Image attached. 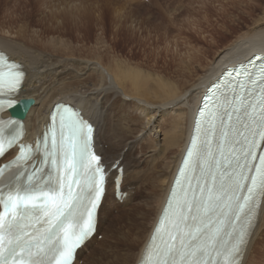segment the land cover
Masks as SVG:
<instances>
[{"label":"bare ground","instance_id":"obj_1","mask_svg":"<svg viewBox=\"0 0 264 264\" xmlns=\"http://www.w3.org/2000/svg\"><path fill=\"white\" fill-rule=\"evenodd\" d=\"M41 1L44 0H34L30 5L13 0V5H9L10 0H5L0 8V14H4L2 18L7 16L8 10L13 12L8 15L12 18L10 23H0V33L14 37L0 36V51L11 61L21 64L26 73L25 84L17 100L33 101L23 120L24 141L32 143L36 136L41 135L54 104L68 103L82 111L96 127L95 144L103 163L110 167L119 161L123 167L122 189L126 198L120 207L119 201L114 199L111 185L108 186L99 208L98 232L78 250L76 264L82 259V251H88L94 245L97 247L90 251L86 264H137L188 142L201 94L226 67H233L254 53L264 55V0H210V4L214 3V7L211 6L216 11L214 13L209 2H203L200 5L203 13L201 9H196L197 14L193 16L189 12L191 23H196L195 28L189 24L178 29L174 27L175 19L184 16V7L179 15L167 22V29L141 17L143 20L135 21L133 28L128 24L135 19L131 20L127 15L120 19L122 13L117 14L115 10V27L102 31V39L96 41L101 46L94 51L82 46L73 49L70 45L88 43L85 37L80 39L75 35L85 27L81 19H76L78 15L70 11V15L66 13L70 20L66 17L67 20L59 18L61 22L57 21L55 18L60 15L52 16L61 8L55 10L56 7L51 19H47V14L39 6ZM16 8L18 13L22 11V18L20 14V19L17 17L22 25L17 29L13 28L16 24L11 23L15 19ZM31 11L32 17L38 20H32ZM60 11L63 13L64 10ZM229 37L235 40L228 47L222 49L218 46ZM169 39L187 42L183 57L180 55L182 44ZM155 45L164 47L160 48L161 51L150 49ZM147 47L151 51L143 59L141 57ZM142 48L141 57L133 52ZM75 56L81 60L76 58L75 61ZM156 129L162 137L159 145L150 137ZM138 154L149 156L142 160L137 158ZM108 205L115 211L121 209L122 213L115 221L109 220L110 227L104 232ZM262 227L264 219H260L253 233L246 255L247 264ZM99 234L113 243L97 244ZM255 252L260 253L257 249Z\"/></svg>","mask_w":264,"mask_h":264},{"label":"snow or ice","instance_id":"obj_2","mask_svg":"<svg viewBox=\"0 0 264 264\" xmlns=\"http://www.w3.org/2000/svg\"><path fill=\"white\" fill-rule=\"evenodd\" d=\"M6 66L7 73L0 70V111L20 103L15 96L25 84L17 65ZM243 76L226 82V91L213 93L212 106L200 110L208 125L204 139H194L188 150L184 181L177 180L183 195L172 190L165 228H156L147 264H247L264 219V64L244 69ZM53 120L58 135L50 131L34 146L18 143L17 136L0 138V160L9 158L0 166V185L9 177L14 182L0 192V264H74L93 231V212L106 190L93 125L70 110Z\"/></svg>","mask_w":264,"mask_h":264},{"label":"rangeland","instance_id":"obj_3","mask_svg":"<svg viewBox=\"0 0 264 264\" xmlns=\"http://www.w3.org/2000/svg\"><path fill=\"white\" fill-rule=\"evenodd\" d=\"M4 1L5 0H0V6H1L0 8H2V4H3ZM12 1L13 0H10V4L9 5H13L14 2H12ZM20 1H21V3L24 2L25 4H30L31 5L32 1H34V0H20ZM47 1H51V3L50 2L48 3ZM194 1L193 0H148V1H143V0H140V1L139 0H46L45 1L44 0V1H41V4L39 6H41L40 8L44 11V13L47 14L46 15V16H48L47 19H51V16L53 15L52 13H54V11L57 10L58 8L59 9L61 8L60 10H64V11H62L63 13H61V11L58 10L57 13L55 12L54 17L52 16V18H55V15L57 17L60 15L58 18H55V19H57V21H60L61 22V19L62 18L65 19L66 17L69 18L68 20H70V16H68V14L70 15V11H73V15H78V17L76 19H78V18L81 19L82 22L84 23V26L85 27L82 29V31L80 33H78V34L75 33V35H77L80 39H82V38L85 37L84 39H86L88 41V43L85 44V43L82 42V44L81 43H74V44H70V45H71V47H73V49H74V47L76 48V47H81L82 46L84 48H87L88 47V49H91L92 51H94V50H97V48H99L101 46L100 44H97L96 41L99 42L102 39V33H103L102 31H104V30H111L112 27H115L116 24H114V23L117 22V19H115L113 17L114 16L116 17V15L118 13H120V12L122 13V14L120 13L121 15L119 14L122 17L120 19H123V18H125L127 16L131 20L132 19H135L134 21L133 20L132 21L130 20L131 23L128 24V26L131 24V27H133V28L135 27V24H134L135 21L137 22V21H140V20H143V19L144 20L147 19V20H149L150 23L152 22L153 25L155 23V25H159L160 27H165V29H167L168 28L167 27L168 26L167 22L170 19H172L175 15L176 16L179 15L182 12V10H183L184 11V16L182 18L178 19V20L175 19V22H174V25L175 26L174 27H177V29H178V28H180L179 26H183V25H188L189 24L190 26H192V28H195L194 25H196V23L195 22L191 23L192 21H191V18L190 17L193 16V15H195V14H197L196 13L197 12L196 9H201L200 12L203 13L204 9H202L200 5L203 2L204 3H208L209 2V4H210V0L209 1H207V0H203V1L202 0H197L196 1L197 3H195ZM199 1H201V2L199 3ZM42 2L44 3V5L42 4ZM84 2H87V3L84 4ZM46 4H47L48 7L46 6ZM49 4H51V8H50V5ZM82 5H85V6H82ZM66 6L68 8V9L66 8L67 11H66V9H64V7H66ZM211 6L214 7V3H213V5L210 4L209 7H210V10L213 11V13L216 12V11H214L215 9L213 10V7H211ZM18 7L20 9H22V7H20V6H18ZM182 7H184L185 10H184V8L182 9ZM48 8H49V11L50 12L52 11L50 15H49L50 12L47 10ZM113 8H115V9L113 10ZM116 8H118V9H116ZM15 11H16V14L13 15V17H15V19L11 23L12 24H16V25H14L13 28H16L17 29L18 26L22 25V21H19V19L22 18V11H21V13H18L17 12V8H16ZM32 11L30 12V15L32 14ZM175 11H176V14H175ZM67 12H68V14L66 16V13ZM74 12H77V13L75 14ZM186 12L188 13V15L190 14L189 12H191L192 15L191 16L189 15V17H188V15H186L187 14ZM11 13H13V12H11L10 10H8V12L6 14L7 16L4 17L5 19L2 18V16L4 14L3 13H2V15L0 14V23H3V21L6 22L7 24L10 23V19H12V18L9 17L8 15H10ZM123 13H125V14H123ZM208 13L209 14H212V12L210 13V11H208ZM19 14L21 15V17L19 16ZM63 14H65V15H63ZM71 15H72V12H71ZM17 17L18 18L20 17V18L18 19ZM44 17H45V14H44ZM74 17H72V18H74ZM136 17L139 18V19L137 20ZM140 17L143 18V19H141ZM31 18H32V20H35V19L38 20V18H36L34 16L32 17V15H31ZM59 18H61V19H59ZM67 18H66V20H67ZM182 22H183V24H182ZM184 23H186V24H184ZM101 24H103V25H101ZM105 24H106V27H105ZM87 25L89 26V28H88ZM86 28H88V31L87 32H86ZM33 30L34 31H37V32L39 31V29L38 30L32 29V31ZM83 30L85 32H83ZM88 32H89V34H88ZM192 32H194V31H192ZM1 33H0V36H5V37L10 38V39H13L14 38L13 35H11L9 37L8 35L7 36L5 34L2 35L3 33L2 34ZM159 34L161 35L162 32H160ZM202 36H204V34H202ZM49 38H51V37H49ZM229 38H228L227 41L219 42L221 45L218 43V46L221 47L222 49H224L226 46L228 47L235 40L234 38L233 39H231V38L229 39ZM172 40L169 39V41L179 42L180 44H182L183 51L181 52L180 55L183 57L184 56V49L187 48V42H185L184 39H177V40L172 39ZM148 47L150 48V46H148ZM148 47H147L145 53L142 55V57H141V54L143 53V48L141 50L140 49L139 50L138 49L137 50L135 49V50H133V52L134 53L136 52V54H138V56L141 57V58H143L144 56H147L148 57L149 54H150L149 51H151V50L148 49ZM161 47H164V45H161L160 47L159 46L157 47L156 45H155V47L151 46L150 49H153L154 48L155 51H157V50L158 51H161V49H160ZM76 58H77V61H79V59L81 60V58L78 59V57L75 56L74 57L75 61H76ZM53 59H55V57H53ZM143 59H145V58H143ZM155 131L150 134V137L153 138V139H155L156 140V143H158V145H159V141L162 139V137H161V135L159 133V130H157L156 132ZM105 149H106V147H105ZM157 149H159V148H157ZM159 153H160V151H159ZM138 155H139V157L137 156L138 159H142V158L144 159L145 157H147L148 154H146V156H144L142 154H138ZM156 155H157V153H155V157H156ZM109 198L111 199V193H110V197ZM119 206L120 207H123V205H122L121 202H119ZM106 207H107V210H109V211H108V214H107L108 216L106 217L107 220L105 219L106 222H105L104 228H103V231L104 232L108 230V228L110 227L111 222H113V220L115 221L119 217L120 213H122V210L121 209H118L116 211L113 210V208L111 207V205H108ZM259 237L260 238L256 237L255 244L253 245V247L255 249L259 250L260 253H257L256 254L255 249L253 248L252 249L253 251L250 252V254L252 256L249 255L250 260L248 258V260H249L248 261V264H251V263L252 264H258V263L259 264H264V227L261 228L260 236ZM101 242H104V243H107L108 245H110V242H112V240L111 239H108V238L107 239L106 238H103V235L99 234L96 237V243L99 244ZM96 247H97V245L90 246L88 248L89 249L88 251H82V259L80 260V263L79 264H86L85 259L89 256L90 251L93 250V249H96ZM256 257H258V258H256ZM255 258L258 259V260H256ZM251 259H253L254 261H252Z\"/></svg>","mask_w":264,"mask_h":264},{"label":"water","instance_id":"obj_4","mask_svg":"<svg viewBox=\"0 0 264 264\" xmlns=\"http://www.w3.org/2000/svg\"><path fill=\"white\" fill-rule=\"evenodd\" d=\"M33 104L31 100H21L19 106L11 111L12 116L24 120L29 107Z\"/></svg>","mask_w":264,"mask_h":264}]
</instances>
